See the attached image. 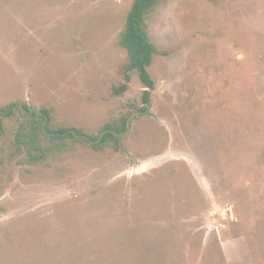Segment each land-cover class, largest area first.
I'll return each instance as SVG.
<instances>
[{"label":"rangeland","instance_id":"1","mask_svg":"<svg viewBox=\"0 0 264 264\" xmlns=\"http://www.w3.org/2000/svg\"><path fill=\"white\" fill-rule=\"evenodd\" d=\"M132 3L0 0V264H264V0H159L153 88L119 43ZM42 109L131 122L57 148Z\"/></svg>","mask_w":264,"mask_h":264},{"label":"trees","instance_id":"2","mask_svg":"<svg viewBox=\"0 0 264 264\" xmlns=\"http://www.w3.org/2000/svg\"><path fill=\"white\" fill-rule=\"evenodd\" d=\"M159 0H133L132 6L128 12L125 28L120 36V45L125 48L128 52V64L127 70H136L141 81L145 84L147 88L154 87V79L151 76L149 71V66L153 61L154 54L157 53V48L155 44H153L150 40V36L147 30L149 16L153 12L154 8L158 5ZM150 92L149 90H145L143 94V101L146 104L150 102ZM14 103H11L7 109L0 110V114H10L13 111ZM28 111L31 109L28 108ZM147 111V108H140V112ZM42 118L45 120V123L42 125L39 119L35 120L34 123L30 125L32 130L36 128H40V131L43 132L45 136H48L55 143V147L61 148L68 145L69 141H77V140H85L86 142H103L110 143L112 141H118V138L122 136L125 132L128 131L130 126L131 119L128 117H124L121 121H112L108 122L102 130V135L100 137L96 136H86L81 130L76 128H60V129H52L49 126V110L42 109L41 111ZM2 119L0 117V128H2ZM1 133V130H0ZM18 135V140L23 142V145H26V149L30 150V147L35 151L40 152L41 156L39 158H43L42 148L37 144V134L34 133V140L28 141V144H31L28 147L26 142L23 139H20ZM37 159V158H35ZM34 159V160H35Z\"/></svg>","mask_w":264,"mask_h":264}]
</instances>
